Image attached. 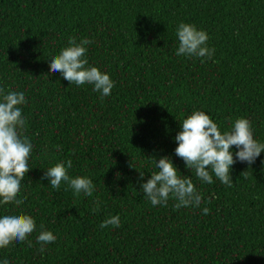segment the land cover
Listing matches in <instances>:
<instances>
[{"label": "trees", "instance_id": "obj_1", "mask_svg": "<svg viewBox=\"0 0 264 264\" xmlns=\"http://www.w3.org/2000/svg\"><path fill=\"white\" fill-rule=\"evenodd\" d=\"M182 22L206 31L212 59L175 54ZM70 37L92 41L85 67L115 82L109 96L50 72ZM0 88L25 94L24 134L34 145L17 197L24 202L0 204V218L23 213L36 223L32 246L14 241L0 248V261L264 264V151L250 167L231 166V187L211 171L213 183L202 182L174 152L193 111L222 132L246 118L264 143V0H0ZM165 155L202 193L199 207L177 209L171 198L152 206L144 197L140 186L157 171L149 157ZM69 159L70 177L92 179L91 197L41 179ZM116 215L119 228H100ZM41 225L57 236L43 252Z\"/></svg>", "mask_w": 264, "mask_h": 264}, {"label": "clouds", "instance_id": "obj_2", "mask_svg": "<svg viewBox=\"0 0 264 264\" xmlns=\"http://www.w3.org/2000/svg\"><path fill=\"white\" fill-rule=\"evenodd\" d=\"M176 36L178 47L177 56L197 57L212 59L215 49L207 46L209 36L204 30H198L195 25L180 23L177 26ZM92 43L88 38H82L77 42L75 37H70L69 46L63 48L58 55L50 60V72H59L62 77L77 86L85 84L93 85V91L100 93V98L109 96L115 86L107 73H102L97 67H85L88 64L86 58L87 45ZM26 103L23 92L6 91L0 88V204L21 205L23 199H18L21 191V183L25 175L32 169L29 159L34 145L25 135L27 129L26 119L22 114V106ZM180 131L174 137L177 147L175 155L181 158L188 170H194L195 175L202 182L213 183V173L218 180L231 187V166L237 161L246 162L249 167L264 151V143L258 142L253 137V127L246 118L236 119L229 130L221 131L208 114L203 111H193L180 124ZM232 146H235V159ZM60 150V146H56ZM157 171L151 174L147 182L142 183L140 190L144 193L152 206H166L169 199H174V207H199L202 203L200 193L190 176L181 175L167 155L149 157ZM72 167V161H61L48 168L41 179H47L53 189H59L64 182L70 187L75 196L83 194L91 197L95 191V185L89 177H70L68 170ZM132 167V163L129 164ZM140 180L144 178V172H139ZM210 203V201H209ZM93 212L99 210L100 202L94 201ZM203 214H208L209 209L204 208ZM121 226L118 215L111 216L100 224V228ZM36 237L41 244L40 251L46 250V245L54 243L57 236L51 231L43 230ZM36 230L33 217L18 213L5 215L0 218V248L8 247L12 242H27L31 247L28 237ZM0 264H9L7 259Z\"/></svg>", "mask_w": 264, "mask_h": 264}]
</instances>
